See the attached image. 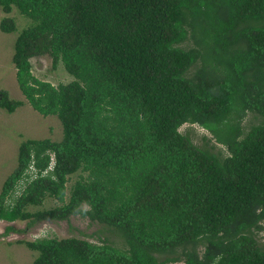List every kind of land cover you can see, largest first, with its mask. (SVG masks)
I'll list each match as a JSON object with an SVG mask.
<instances>
[{
  "label": "trees",
  "instance_id": "obj_1",
  "mask_svg": "<svg viewBox=\"0 0 264 264\" xmlns=\"http://www.w3.org/2000/svg\"><path fill=\"white\" fill-rule=\"evenodd\" d=\"M0 6L31 18L15 40L16 79L34 109L63 125L61 139L21 142L0 220L28 227L4 234L80 215L121 239L26 240L32 264H264V0ZM0 26L17 29L12 17ZM39 55L72 79L36 76ZM24 103L0 91L8 112ZM249 113L261 121L247 127ZM47 197L58 204L29 208Z\"/></svg>",
  "mask_w": 264,
  "mask_h": 264
},
{
  "label": "rangeland",
  "instance_id": "obj_2",
  "mask_svg": "<svg viewBox=\"0 0 264 264\" xmlns=\"http://www.w3.org/2000/svg\"><path fill=\"white\" fill-rule=\"evenodd\" d=\"M4 17L15 19L17 29L13 32H5L0 26V91L7 90L12 98L21 99L25 103L19 106L14 112H8L0 108V191L7 176L15 169L18 162L19 146L23 140L28 138L61 139L63 136V125L56 115H43L26 100L19 88L16 79V67L13 62L15 51V40L19 32L31 22V18L20 13L14 7L11 12H5L0 6V24ZM33 73L41 79L48 80L55 85L68 82L72 76L65 70L63 65L52 66V58L49 55H39L31 58ZM261 117L249 113L244 123L247 127L257 124ZM189 124H185L182 129H186ZM196 135L200 138L207 133L203 127L193 126ZM81 171L70 176L68 188L76 179L80 177ZM19 188L15 195H19ZM58 204L51 197H47L41 204L31 205V210L44 209ZM14 225L16 228L25 229L28 220H16L8 222L0 220V264H32L37 256V252L26 245V240L45 236H80L92 241L98 238L93 236L101 235L109 239H114L119 245L121 239L108 227L90 222L88 217L72 215L68 220L45 219L36 222L26 231H12L2 234L7 225ZM264 238V231H263ZM264 240V239H263Z\"/></svg>",
  "mask_w": 264,
  "mask_h": 264
},
{
  "label": "clouds",
  "instance_id": "obj_3",
  "mask_svg": "<svg viewBox=\"0 0 264 264\" xmlns=\"http://www.w3.org/2000/svg\"><path fill=\"white\" fill-rule=\"evenodd\" d=\"M31 167L34 169L33 165L31 164ZM55 167V156H54V153H51V161H50V164L47 166L46 170L45 171H50V170H53ZM4 234V232L2 233ZM38 238V237H37ZM36 239V238H35ZM34 240V239H32Z\"/></svg>",
  "mask_w": 264,
  "mask_h": 264
}]
</instances>
